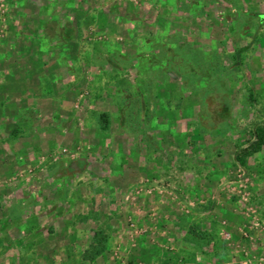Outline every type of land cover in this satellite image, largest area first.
Instances as JSON below:
<instances>
[{"label":"rangeland","instance_id":"obj_1","mask_svg":"<svg viewBox=\"0 0 264 264\" xmlns=\"http://www.w3.org/2000/svg\"><path fill=\"white\" fill-rule=\"evenodd\" d=\"M258 133L264 0H0V264H264Z\"/></svg>","mask_w":264,"mask_h":264},{"label":"trees","instance_id":"obj_2","mask_svg":"<svg viewBox=\"0 0 264 264\" xmlns=\"http://www.w3.org/2000/svg\"><path fill=\"white\" fill-rule=\"evenodd\" d=\"M263 145H264V133L259 134L257 136V141L250 145V147L248 149L249 151H247V152H249L250 154H256L257 152L261 151ZM237 160L240 164L245 163V157H237Z\"/></svg>","mask_w":264,"mask_h":264}]
</instances>
